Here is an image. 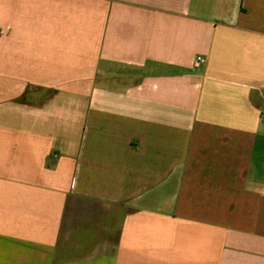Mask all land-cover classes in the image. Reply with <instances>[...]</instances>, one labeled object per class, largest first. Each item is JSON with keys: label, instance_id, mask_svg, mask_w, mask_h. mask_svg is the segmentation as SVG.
<instances>
[{"label": "crops", "instance_id": "obj_1", "mask_svg": "<svg viewBox=\"0 0 264 264\" xmlns=\"http://www.w3.org/2000/svg\"><path fill=\"white\" fill-rule=\"evenodd\" d=\"M0 264H264V0H0Z\"/></svg>", "mask_w": 264, "mask_h": 264}, {"label": "built area", "instance_id": "obj_2", "mask_svg": "<svg viewBox=\"0 0 264 264\" xmlns=\"http://www.w3.org/2000/svg\"><path fill=\"white\" fill-rule=\"evenodd\" d=\"M196 61H197V63H203V62L205 61V59L202 58V57H198V58L196 59Z\"/></svg>", "mask_w": 264, "mask_h": 264}]
</instances>
